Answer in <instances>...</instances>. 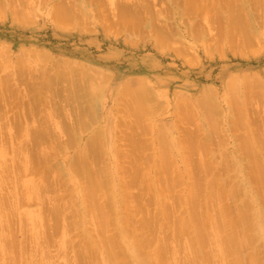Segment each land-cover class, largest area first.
Returning a JSON list of instances; mask_svg holds the SVG:
<instances>
[{"label": "rangeland", "instance_id": "1", "mask_svg": "<svg viewBox=\"0 0 264 264\" xmlns=\"http://www.w3.org/2000/svg\"><path fill=\"white\" fill-rule=\"evenodd\" d=\"M12 1L0 0V111L2 109L4 112V115L0 113L3 116H0V209L1 206L4 208L1 209L3 213L0 212V234L6 235L0 243L13 251L12 264H45L46 261L51 264L81 263L77 244L70 243V239L78 241L83 226L91 231L92 227L95 229V223L93 212L89 210L88 214L85 213L90 208L85 210L79 205L81 193L72 187L71 190L70 186L67 188L68 184L73 186L78 182L70 175L68 164L74 152L81 149L82 143L90 136L93 138L92 148L97 142L100 144L101 150L96 152V166L100 167L99 170H108L109 167L116 173L115 164L119 163L126 171L123 175L127 182L132 177L134 159L143 168L140 171H153L154 178L159 180L157 184L162 183L157 167L166 165L168 170L165 176L169 177L167 179L173 186L171 197L167 196V192L165 196L175 206V215L184 216V207L174 202V195L181 190L186 191L188 187L196 188L194 192L197 199L218 216L217 221H225L224 210L231 211L244 200L252 199L256 208L260 206L245 188V143L252 139L254 146L264 152V12L260 11L263 8H259L262 2L257 3L259 7L256 6V10L260 11L256 18H260L254 20L259 33L251 34L248 30L250 36L258 35L250 39L248 32V35L243 34L246 31L243 24L240 27L238 24L236 29V33L248 36L249 42L233 38L231 44L225 38V41L219 43L218 40L222 41V38L213 34L218 31L213 28L214 23H206L213 28L211 30L204 26L210 34L208 36L213 32L217 42L212 37L213 40L206 37L208 40L197 38L200 39L198 41L190 38L185 40L187 50L180 49L181 56H178L175 49L179 48V41L155 46L150 37V28L142 30L143 37L137 33L129 36L134 39L133 42L136 41L135 45L129 40L123 42V35L118 34L114 26L103 29L101 16H94L86 24L82 18L81 23L74 20L58 21L49 11L56 0H52L45 8L35 7L34 0H27L28 7L21 4L22 10L19 13L13 12ZM103 1L104 5H100L99 10H104L109 20L112 18V5L109 0ZM33 6L34 10L31 9ZM256 20H262L263 23L259 25ZM249 25L253 27L251 23ZM239 34L238 37L241 36ZM233 41L237 42L234 44ZM18 69L19 73H16ZM135 75H142L148 81L150 94L147 97L131 90L132 87L126 89L127 86H123L128 78ZM125 89L127 91H121ZM139 96L142 97L140 107L144 105L143 110L139 108L141 112L135 108V105L140 104ZM90 101L96 104L92 106V103H88V106L91 105L88 108L87 102ZM75 105L78 109L79 106L84 107V116L81 115L80 121L79 111L73 109ZM5 109L6 112L3 111ZM88 109H91L89 113ZM91 112L97 121L90 119ZM74 115L79 117L75 119ZM85 121L92 125H86ZM72 125L76 127H71L75 130L70 132ZM97 131L98 137H93ZM34 137H40L36 138L41 141L38 145ZM136 140L139 144L135 150L132 146ZM16 145L22 148L20 146L15 149ZM45 155L48 161L42 163L47 169L43 177V172L36 167L40 165L37 163L38 158H45ZM151 157H155L154 162L150 160ZM19 164L36 170H24L22 167V173L21 169L18 170L21 168ZM134 164L137 166V163ZM16 169L21 174L16 175ZM214 175L220 176L226 186V191L220 195L208 189ZM55 177L69 182L59 185ZM55 179L60 187L54 184ZM140 180L138 176L129 187L130 195L141 192L138 198L131 196L132 207L136 208L137 204L143 207L135 212L134 225H138L146 215L156 213L159 216L158 205L150 197L152 193L149 194L145 189L146 181ZM42 182L45 187L53 182L58 190L56 192L54 186V193L53 188H50L53 184L49 185V190L46 188V191L39 192L45 196L44 199L40 200L39 194L34 199L32 188ZM156 186L158 190L162 188V185L161 188L160 185ZM58 196L62 199L65 196L61 201L62 210L65 207V211H62L64 221L59 218V227L63 225V228H55L57 223L45 227L44 223L55 222L53 212V216L50 214V206L53 207L54 197ZM68 198L72 201H68ZM47 208L51 210L50 213ZM64 213L66 217L70 216L71 221L77 218L72 222L79 223L83 219L81 223L75 224L82 226L85 221L84 225L72 230L68 226L76 225ZM84 213L88 217L81 219L80 215L85 216ZM68 221L71 225H64ZM258 227L262 239L254 241V245L262 247L264 230ZM152 231L151 225L144 226L133 232V236L142 232L157 240L165 238L159 241L166 242L168 254L165 252L162 256H171L167 257V264H178L176 261L185 264L186 259L192 255L186 245L193 238L172 234L167 227L156 234ZM42 232L52 238L46 246L38 243L37 236ZM11 235L14 236L13 240ZM119 242L123 243L121 237ZM209 246H212L210 242L207 245V240H204L198 255ZM5 255L1 253L0 264L8 262L10 257L8 255V259L4 258ZM218 255L203 258L199 262L222 264L223 260ZM121 256L123 263L128 262L125 254ZM162 256L161 261L165 258ZM28 258L33 261L27 262ZM91 260L93 262L89 264H105L104 260L95 256H90L87 262ZM130 263L138 264L135 261ZM165 263L162 261V264Z\"/></svg>", "mask_w": 264, "mask_h": 264}, {"label": "bare ground", "instance_id": "2", "mask_svg": "<svg viewBox=\"0 0 264 264\" xmlns=\"http://www.w3.org/2000/svg\"><path fill=\"white\" fill-rule=\"evenodd\" d=\"M51 1L52 0H34L35 7L45 8ZM109 1L110 4L112 5L111 7L112 11L110 15L112 18H110L109 20H107L109 18L108 14L105 13L104 10L102 11L99 10L100 5H104L103 0H56L55 4H53L52 6V9H50L49 11L51 16H53L58 21L74 20L75 22L81 23L80 19L82 18L84 24H86L87 21H90V19L94 18V16L97 17L101 16L100 19L102 21L101 24L103 29H107L110 26H114L117 30V33L123 35V38H121L123 42L125 41L128 42V40L130 43L133 42L134 39L129 36L136 35L137 33L140 34V36L139 35L138 36L141 37L142 30L150 28L149 31H152L150 37L155 46L158 45L160 46V44L162 43H167V42L169 43V41L170 42L179 41L178 44L180 46L179 48H177L178 50L175 49L176 47H174V49L179 52V53L177 52L178 56L179 55L181 56L180 49L182 51L187 50L188 46L186 45L185 40L188 41V39L190 38H194V40L196 41L197 38L203 40L206 39V37H208L209 39H211V37L214 38L215 37L214 35H217L219 39L222 38L221 41L215 37L219 41V43L225 41V38L227 39V42L229 41L231 44H232L231 40H234L233 38H238L242 40V42L245 40L244 43H246L247 40L249 42L250 39H252L255 35L257 36L258 35L257 33H259L257 32L258 27L255 24L254 20L255 19L259 20L260 17L259 18L256 17L260 11L262 13L264 12V0H109ZM257 3L259 4L261 3V6ZM21 4H23V6L28 7L29 3H27V0H13L12 1V5L14 7L13 12L19 13L22 10ZM257 5L258 7L260 6L259 7L260 9L262 8L263 9L260 11L256 10V8H258L256 7ZM31 9L34 10V6ZM102 18L104 19V22ZM261 21L260 22L258 21L259 23L257 22V24L261 25L264 22ZM204 23L205 24L214 23L213 28H215L218 31L214 33L211 32V36H208L210 34L209 32H207L208 30L206 28L208 27L211 28V26L207 24L205 25ZM250 23L253 25V27H250L249 25ZM240 24H243V27L245 26L244 30L246 31L244 33L242 32L243 34L248 35L247 34L248 30H250L251 34L255 32L257 33L254 34V36L252 35L253 36L252 37L250 36L251 34L248 32L249 33L248 36L251 37L250 39L248 38V36L243 35L244 36L243 37L241 34L236 33L237 26L240 27ZM263 24L262 27L264 26ZM204 26H206V28ZM246 26L247 27L249 26L250 29L247 28ZM213 28H211V30ZM251 30H253V32ZM259 31H261V29ZM238 34L241 35L240 36L241 38L237 36ZM200 39H197V41ZM216 39L215 41L217 42ZM135 42L133 43L136 45ZM233 42L235 44L237 41L236 42L233 41ZM16 71H17L16 73H19V69ZM7 76L10 75L7 74ZM91 76L93 75L91 74ZM144 79L145 77H143L142 75H138V76L135 75L133 77L128 78L123 86H127L126 89L128 87H132L130 88L131 90L137 91L141 96L147 97L150 94L149 91L150 87L147 84L148 81H145ZM126 89L121 91L122 92L127 91ZM206 90L207 89H205V91ZM97 93L99 92L97 91ZM141 96L138 97L139 102L141 101L142 98ZM96 99L99 100L98 97ZM72 101H74V99ZM141 102L138 106L135 105L136 109L140 108L143 110L144 105L140 107L142 105ZM88 103L90 104L92 103V106L96 104L95 101L87 102L88 108L89 106H91V105L88 106ZM7 104H10V102ZM4 105L6 107V104ZM76 107H73V109L75 108L79 111L78 113L80 117L74 115V118L77 116L80 118L79 119L80 121L81 115H83L84 107L82 108V106L81 107L79 106V109L80 110L82 109L81 111L78 109V107L77 108ZM6 109L3 111L6 112ZM91 109H88V113L90 112ZM140 109L139 112L142 111ZM0 113H2V109ZM2 114L4 115V112ZM2 114L0 116H2ZM90 119L93 122L97 121L96 116H94L93 112H91L90 114ZM84 123L85 124L87 123L86 125L89 126L91 122L85 121ZM84 123L82 122L83 125H85ZM75 124L77 125V123ZM71 127L75 128L76 126L74 127L72 125L70 126V128ZM42 128L44 129L46 127H41V129ZM73 128L69 129L70 132L71 131L73 132L75 130ZM42 131L40 130V132ZM94 134L97 136H95ZM94 134L93 137H98L99 131L95 132ZM36 138L38 137H34V139ZM38 139H40V137ZM38 139L34 140L37 141L36 142L37 145L41 142V141L39 142ZM7 140L6 141L2 140V141L8 142ZM92 140L93 138L91 139V136L89 138L87 137L86 140L82 143L83 147L81 149H78V151L76 150V152H74L75 154L71 156V159L68 164L69 166L68 170H70V175L72 174L71 175L72 178L76 179V181L78 182L74 183L73 186L68 184L67 188L68 186H70L71 190L72 188H74L76 191L78 190L81 193L79 197L80 200L79 205L83 206L84 209L90 208L87 210L85 209L87 211L85 213L88 214L89 210H91L90 213L93 212L92 219L94 220L95 223V229L91 226L94 230L91 228L90 231V229L87 226L86 229L89 230H86L85 226H83L85 222L84 221L82 223L83 226V230H82L83 232L81 231L82 236L78 235L79 240L73 241L72 237H71L72 239H70V243H73L75 245L77 244L78 247L77 253L79 255L78 259H80L81 261V263L79 262L80 264H89L93 262L92 260L87 262L90 256L91 257L95 256L101 261L104 260L105 264H131L130 262L133 263L134 261L138 264H162V261L164 263L166 262L165 264H167L166 259L167 257H171V256H167V257L166 255L162 256L163 253L166 252L168 254V252L166 251V242H160L165 238L160 237L159 238L160 241H159L157 239H154V237L145 236L142 232L136 233L133 236V232L137 231L138 229H142V227L144 226L147 227L148 225L152 226L153 234H156L164 227H167L168 231L170 233L172 232V234H176L182 237L189 236L193 238V241L189 242V244L186 245L188 252L192 253V255H190L186 259L185 264H200L199 260L202 261L203 258L209 259L210 256L215 254H220L218 255V257L223 260L222 264H264V243L262 247L254 245V241L258 239H262L260 238L262 232L260 231V228L258 226L263 227L264 230V152L261 151L260 149H257L254 146L252 139H249V141H246L245 143L247 149V153H246L247 161L245 164V168H247L246 176H245L247 186L245 188L249 195L251 193L250 196L253 195L255 197L256 204L259 203L260 206L256 208L252 199L250 201L244 200V202L240 203V205L236 206L233 210L231 211L224 210L225 211L224 216H226L225 221L216 220L218 216L216 214H213L211 212V209L203 204L204 202L197 199L196 193L194 192L196 188L194 189L192 187H188L186 191L181 190L174 195V202L184 207L182 208L184 212L182 213L184 214V216L175 215V206L173 205V203L171 202L169 203L168 200H166V196H165V192H167L168 193L167 196L171 197L170 190L173 186L172 182L169 179H167L169 177L166 178L165 176L167 173L166 170H168L166 165L161 164L160 166L157 167L158 173L161 174V179H162V183L160 182L159 184L156 183L159 180L158 178H154L155 175L153 176L152 170L146 169L147 170L146 172L140 171V169L143 168H140V165L138 164L136 159H134L135 160L134 163H137V166L133 163L131 170L132 177L129 182L124 180L123 174L126 171L123 170V168L119 163L115 164L116 168L114 169L116 173L113 172V168L110 169L109 167H107L108 170L106 169L99 170L100 167L96 166L97 163L96 152L98 151L100 152L101 150L100 144L97 142L96 143L97 145L96 146L93 145L92 148V143H93ZM137 141L138 140H136L132 146L133 149L135 150L138 148V144H139V142ZM140 144L141 146H143L142 143ZM17 146L18 145L15 146L16 147L15 149H19L21 145L19 147ZM16 151L18 150H15V152ZM45 156H46L45 158H43L44 156L42 158L39 157L40 159L38 158L37 163L40 165L36 167L38 168V170H40V172H43V177H44V172L47 170L44 167L45 165L43 166V164L47 163L48 161V156L47 155ZM151 158L150 160L154 162L155 157H151ZM22 165L19 164L21 168H18V166L15 165V167H17L18 170L21 169L22 173H24L23 171L25 170V168L26 170H30V171L36 170L35 168L33 169V167H26V166L23 167ZM22 167L24 170H22ZM19 171L17 174L16 173L15 174L16 175L21 174V172ZM63 176L64 175H62V177ZM138 176L141 177V180L139 182L143 180L146 181L145 189L148 190L149 194L152 193L150 197L151 198L153 197V199L155 200V204L158 205L157 214H159V216H157L156 213L150 214V216L146 215L138 222V225H134L132 222H134L135 220L134 219L135 212L142 210L143 207L141 204H137L136 208L132 207L131 196H135L136 198H138L137 196H139L141 192L136 191L138 194L133 192L135 194L131 193L132 195H130L129 187L132 184V182L136 180V178H138ZM55 178L58 180L59 185L61 184L65 185L64 183L68 181L66 179L63 180L64 181L63 182L62 180H59V178L57 177ZM57 180L54 182V184L58 185ZM38 183L35 185L34 188H32L33 191L32 195L34 196L35 199L38 198V194H39L40 200H42L45 198V196L39 192L46 191L47 190L46 188H48L49 185H52L53 182L52 184L45 183L48 184V186L46 185V187L44 186L43 182L40 184ZM54 184L53 187H50L53 188V190L56 187V185ZM59 185L58 187H60ZM156 185H160V188L162 185V188L158 190L159 187H157ZM108 186H110L109 189ZM103 188H105L106 190L103 191L102 190ZM28 189L30 192L31 191L30 188ZM56 189L58 190L57 187L55 188V190ZM208 189L210 191H216L220 195L226 191V186L223 184L220 176L214 175L210 180ZM55 190L54 193L57 192V190L56 192ZM210 191L207 190L208 195H210ZM54 196H57V194H54ZM61 197L60 196L54 197L55 204L53 205L52 203L53 207L50 206V209L52 211L47 208V211L49 210L48 211L49 213L51 211L50 213L51 215L53 212L54 216L53 215L52 216L55 218L54 220L55 222L53 223L52 221V223H50V221L48 220L49 222L47 223L46 222L47 220L45 219L46 220L45 221L46 223H44L46 225L45 227H49V226L51 227V225L49 224L53 225L57 223V225L55 224L54 226L55 228H58L60 225V220L62 219V222L64 221L63 220L64 215L62 211H65L64 210L65 207L62 210L63 205L61 204V201L64 200L65 196L63 197V199ZM69 197L71 198V195ZM74 197L75 196H72V198ZM57 198L59 200H57ZM70 200L71 199L68 198V201ZM44 202L45 201H43L42 203ZM1 209L3 210L4 208H2L1 206ZM1 209L0 212L2 211ZM78 209L77 212L79 213L80 209L79 210ZM12 211H14L13 208ZM25 214H27V211ZM82 215H80V218L81 217L84 218L86 216L88 217V215L86 214L85 216ZM90 215L91 214H89V219H90ZM67 217L66 218L69 219L70 216ZM74 219L77 220V218ZM74 219L72 221H74ZM69 220L73 224L78 223V221L72 222L71 219ZM82 220H80L79 223H81ZM70 222L68 221V223L66 224L62 223V224L68 226L71 225ZM75 225L76 227H74V225L72 227L71 226L68 227H70L72 230L74 228L78 229L79 227L80 228L82 227L80 225L78 226L77 224ZM61 227L63 228V225L60 226L59 228L61 229ZM71 229L69 230L71 231ZM5 236L6 235H4V233L0 234V242L1 239L5 238ZM12 236L13 235H11V240H13L12 238L14 237ZM37 237L40 246H46L48 243H50V240L52 239L51 235L45 234L44 232L38 234ZM119 237H121L123 243L119 242ZM204 240H207V245L209 241L212 246H209L210 249L207 248V250L204 252L202 250L203 253L201 252L202 254H199L200 255L199 256L198 253L200 251V248L202 249V244ZM156 241L158 242L157 245H155L157 243ZM1 253L7 254L3 256L4 258H7L6 256L8 255H9L8 257L11 258V253H13V251L10 250V248L5 247L4 245L2 246L0 243V255ZM124 254L128 257V262L126 263H123L121 261L122 259L121 255ZM161 256L165 257L163 258L162 261H161ZM9 259L7 263L5 262L6 264H12V260L14 258L12 257L10 260ZM26 261L28 262L29 258ZM180 262L181 261L179 262L176 261V263L178 264L181 263L184 264L183 262L181 263ZM35 264H39V263H35ZM45 264H51V262L46 261Z\"/></svg>", "mask_w": 264, "mask_h": 264}]
</instances>
